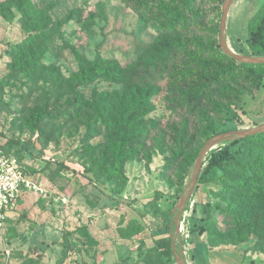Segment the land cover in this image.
Here are the masks:
<instances>
[{"label":"rangeland","instance_id":"rangeland-1","mask_svg":"<svg viewBox=\"0 0 264 264\" xmlns=\"http://www.w3.org/2000/svg\"><path fill=\"white\" fill-rule=\"evenodd\" d=\"M136 1L39 0L51 30L38 49L30 48L39 61L33 72L17 63L18 58L29 59L28 51L18 45L29 34L20 14L7 4L0 10V148L14 155L36 184L23 195L0 235V264H114L117 252L123 258L117 264H175L173 255L161 257L152 246L163 234L159 229L165 221L170 234L173 210L209 130L220 122L216 133L264 123V89L224 99L228 89H239V80L222 84L192 114L172 112L165 100L171 88L167 69L172 67L145 74L140 70L154 54L158 34L134 9ZM224 2L196 0L198 24L192 19L186 29L167 33L166 42L179 38L194 47L219 43ZM263 11L264 0L231 2L224 33L232 52L254 56L247 38ZM174 46L168 62L178 64L181 56L174 55ZM97 54L126 65L125 84L95 77L78 86L81 103L69 104L73 97L67 84L72 85L70 74L78 70L77 57L90 62ZM223 54L225 62L233 59ZM135 66L153 87L152 101L147 109L120 119L108 110L117 107L111 94L135 93L137 75L129 73ZM181 133L185 138L177 145ZM243 140L222 142L204 157L175 236L187 264L206 263L200 245L208 237L196 231L205 220L212 221L211 246L230 245L229 250L216 251L217 262L239 264L240 251L254 257V263L242 264L264 260V184L256 180L249 192L230 189L235 161L264 158L263 144ZM119 151L132 156L122 160L120 174L109 180L107 173ZM211 152L218 163L202 174ZM88 235L96 241L89 242ZM234 246L240 251L231 249Z\"/></svg>","mask_w":264,"mask_h":264},{"label":"trees","instance_id":"trees-1","mask_svg":"<svg viewBox=\"0 0 264 264\" xmlns=\"http://www.w3.org/2000/svg\"><path fill=\"white\" fill-rule=\"evenodd\" d=\"M196 0H137L134 9L139 11L148 21L153 23L154 29L157 31L158 38L154 41L151 50L154 54L148 55L146 62L142 67V72L145 74L149 70L166 69L168 65L172 68L167 69V77L170 81L165 100L170 104L172 112H185L192 114L197 108L203 106V99L214 93L216 90L222 88V84L230 80H239V89L230 88L224 99L235 100L239 98L242 93L261 92L264 89V65H256L251 63H241L231 59L230 62H225L228 59L221 51L218 41L210 43L205 47L193 46L186 40L179 38L171 39L175 52L181 56L179 63L168 62L173 56L171 55L172 44L166 42L167 33H172L177 28L186 29L188 24L192 21L198 24V19L201 14L195 9L194 4ZM9 8H14L20 14V19L26 26L29 34L18 43L19 47L28 51V60L17 59V63L25 71H34L38 65V59L31 54V47L38 49V45L45 41L47 33L51 30L49 24V15L44 10V5L39 4V0H2L0 1V10L6 5ZM165 39V40H164ZM247 45L251 48V55L264 56V11L259 18L253 22L249 36L247 38ZM17 47V46H16ZM181 52V53H180ZM173 54V53H172ZM221 57L222 59H220ZM78 70L70 74L72 85L67 84L72 91V100H67L69 104H75L76 101L81 103V96L78 93V86L89 83L95 77H103L112 83H124L123 79L127 75L126 65L120 62L97 54L93 61L88 62L83 56L77 57ZM173 61V60H172ZM251 68L253 72L248 73L247 70ZM139 66L129 70L130 76L137 75L135 84V93L127 94L123 92H113L111 97L115 100L116 105L110 106L108 110L113 112L120 119L126 114L130 116L134 110L147 109L151 104L150 91L152 85H146L145 80L139 77ZM233 98V99H229ZM108 97V93H105ZM207 102V101H206ZM93 106V103H90ZM200 107V108H201ZM132 112V113H131ZM125 124V123H124ZM134 124V123H133ZM126 125V124H125ZM222 122L217 124L221 127ZM133 127V125H129ZM216 128L213 127L209 130L206 139L216 133ZM113 130V127L112 129ZM225 132V131H224ZM264 133L253 134L243 138V141L252 139L264 145ZM185 138L184 133L179 135V142L177 145L182 144ZM125 143L123 148H126ZM221 150V149H219ZM242 150V149H241ZM220 151V153L224 152ZM117 152L112 160V166L107 173V178L112 180L114 176L119 175L122 167V160L132 156L131 153L120 154ZM135 154V153H134ZM216 153L211 152L207 161V165L203 173H207L209 169L218 163ZM233 168L236 172L230 174V189L235 190L238 188L244 189L249 192L252 185L256 180L259 184H264V158H253L251 161L241 164L239 161L234 162ZM167 222L161 229L163 234L154 239L153 249L156 250L158 255L166 259H172V253L169 243ZM212 221H204L199 227L197 232L199 234L207 235V242L209 245H214L211 234L209 232V224ZM226 232V231H225ZM216 239H219L216 236ZM89 242H94L88 235ZM219 243H223L219 241ZM231 243V242H230ZM232 244H236L235 242Z\"/></svg>","mask_w":264,"mask_h":264},{"label":"water","instance_id":"water-1","mask_svg":"<svg viewBox=\"0 0 264 264\" xmlns=\"http://www.w3.org/2000/svg\"><path fill=\"white\" fill-rule=\"evenodd\" d=\"M232 1L233 0H225L223 7H222V16H221V22H220V27H219V45H220L221 50L223 51V53H225L229 57L239 62L264 64V56L240 55V54L232 52L228 48L226 44V40H225L224 30L226 28V13ZM261 132H264V123L256 127L250 128V129H236V130L225 131V132L215 134L211 136L210 138H208L202 145L199 153L197 154L193 162L191 173L185 185V192L183 193L179 202L177 203V205L175 206L173 210V218L171 219V230L169 234V243H170V249H171V253L173 255L175 264H187V262L184 260V257L182 255L180 238L178 237L179 246H176L175 236L179 231V219L193 191V188L196 184L197 177L202 168L203 160L207 152L222 142L230 141V140L232 141L238 138H244L246 136L258 134Z\"/></svg>","mask_w":264,"mask_h":264},{"label":"built area","instance_id":"built-area-1","mask_svg":"<svg viewBox=\"0 0 264 264\" xmlns=\"http://www.w3.org/2000/svg\"><path fill=\"white\" fill-rule=\"evenodd\" d=\"M35 188L36 184L19 165L18 159L0 148V235L20 205L23 195Z\"/></svg>","mask_w":264,"mask_h":264},{"label":"crops","instance_id":"crops-1","mask_svg":"<svg viewBox=\"0 0 264 264\" xmlns=\"http://www.w3.org/2000/svg\"><path fill=\"white\" fill-rule=\"evenodd\" d=\"M22 201V200H21ZM15 214V213H14ZM91 236V235H90ZM92 239H94V242L96 241V239L95 238H93V237H91ZM202 238H204V237H202ZM200 240H203V239H200ZM204 243L205 244H201L200 246H201V249L204 251V253L206 254V263L205 264H220V262H217V260L216 259H213L214 258V255H215V253H216V251L217 250H219V249H222V248H224L225 250H229L230 248L228 247V246H230V245H225V246H223V247H217V246H214V247H212V246H210L208 243H207V240L206 239H204ZM93 247V246H92ZM205 248H207V250H205ZM94 249H95V247H94ZM231 249H233V250H239V249H237V248H235V246L234 247H232ZM93 250V249H92ZM240 251V250H239ZM240 252H242V254H243V257H241V259H240V263L239 264H242V263H244V262H251V263H254V259H252V258H254V257H252V258H248V256L247 255H249L250 253L248 252V253H244V251H240ZM119 258H117V260L114 262V264H117L118 262H121V260L123 259L122 258V256H121V254L119 253V252H117V254H116ZM116 256V257H117ZM247 256V257H246ZM256 260H259V259H256ZM255 260V261H256ZM88 261L89 262H92V259L91 258H88ZM260 261V260H259ZM261 262H262V264H264V260H261ZM90 264H92V263H90Z\"/></svg>","mask_w":264,"mask_h":264}]
</instances>
